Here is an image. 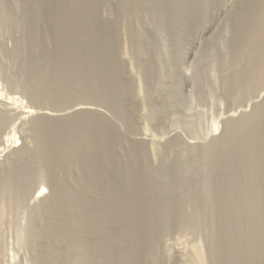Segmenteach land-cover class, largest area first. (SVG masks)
<instances>
[{"label":"rangeland","instance_id":"1","mask_svg":"<svg viewBox=\"0 0 264 264\" xmlns=\"http://www.w3.org/2000/svg\"><path fill=\"white\" fill-rule=\"evenodd\" d=\"M30 1L31 0H2L0 2V13L2 16L4 15L3 19L1 18L2 16L0 17V20H3V22L0 21V110H5L4 112L7 110L6 119L0 123L1 129L5 128L1 130V134L4 135L6 131L8 132L13 130L15 139L18 138V142H16L17 144L15 146H11L4 152L0 153V264L45 263L43 262L45 260H41L40 258V252L42 253V250L40 251V249H43V246H41L42 239L39 240V236H36V238L35 233L37 232L36 230H40L44 227L45 222L42 219L43 217L42 214H40V210L46 202L48 193L50 194V183H48V173L46 172L48 169H46V161L42 158L43 155L40 149L41 143L37 138V127L48 118L40 115L42 110L41 108H46L48 106L46 109L51 111L50 109H56V106H53V104L49 101L45 102L43 99L38 98L39 96L42 97V95L44 97L46 93L45 89L43 93L41 88H44L45 75L47 77L49 74H52V68H49L51 67L50 64H52V62L43 60L44 58H42V56H44V52L45 54H48L52 51H60L62 53L65 52L64 56L65 58L67 56L66 59L71 58L69 60H72L73 52L75 51L77 52V55L79 54V58H77V61L79 62L77 64L78 68L81 69L83 66V72L85 71L84 73L88 74L90 73L88 60H91L89 55L91 56L92 54L94 55L93 60L91 61L92 68L95 69L97 73H103L100 69L103 67V56H99L97 54L101 57L99 59V57L94 54L95 50L101 49H99V46L102 43V36L106 35L103 33L110 35H108V41L111 42V50L115 52L114 60L117 59V62L115 61L116 64L118 63L116 70L119 71L120 81L121 83L123 82L122 84L129 87L128 94L122 93L123 96L120 95L121 98L119 101L115 100L116 104L115 101L112 102V100L108 102H103V100L102 102L100 101L101 97L103 99V96L95 89L100 87L99 90H101V88H103L100 81L96 83L94 90H92V88L89 90L87 87L90 79L86 80V77L81 75L82 78H80L84 81H78L81 83V85L79 84L80 86H78V90L84 91L88 88V95L90 98L87 97V101L91 102L90 105L92 107L94 106V108L96 107L103 112L102 114H104V116L107 114L105 119L108 118L107 121L109 120V122L113 125L115 132L117 131L121 140L114 143L115 145L112 156L108 155L107 157V155L103 152L102 160L105 162H103V166L105 165L107 169L103 170V190L106 186V180H111L110 182L118 187L120 191L129 192L131 190V188H129L130 186L128 187L129 182L127 181L125 175L121 174L117 168H119L118 166L122 168H127L129 166V168H131L134 164L135 157H140L139 163H141L139 164L140 167H135V170L133 167L136 181H138L135 184L137 188L142 187L146 180V174H143L144 171L142 169L151 167L152 169L168 175V180H165L161 176H154V178H151L150 180V182H152V186H154L153 184H157V188H161L157 190V188H155L156 186H154L155 191L148 192V194L152 192L149 195L156 194V196L153 195L149 197L157 203L155 204L157 206H155V209H157H153V212L156 213L154 214L153 219L156 221L154 222L153 220L154 223L152 230L145 229V225H143L141 219L143 217H141L140 214L144 212L145 206L139 203L137 204L134 199L135 202L130 208L135 211L137 210L138 212H133L134 210L131 209L133 212V217L130 219L131 221L129 220L131 223H128V219L124 216L121 217L116 214H111V216L108 214L109 218H107L105 220V224H103V243H106L107 239L112 236V233L114 234L117 231L116 234H118L117 236H120V241L112 244L113 246L111 245V248L115 251L118 250L117 252L122 250L125 251L127 249V253L128 250L131 252L130 249L132 245L133 248H135V252H131L130 259H127L128 262L130 261V264H241L236 258L238 256V253H236L238 251V247L235 248V243L238 244V235L236 234H238L239 230L237 228V219L234 220V210L229 205V196H231L232 193V191L230 193V186H232L230 184L232 183H230V178L223 177L222 173L218 175L219 171L217 170V166L212 161V156L215 154V150L218 152L222 147L221 141L225 137V132L232 120L234 121L235 119L236 122L241 120V116H243L245 111L248 113L251 112L256 107L257 101L259 102L264 100V85H262V87L259 86L260 89L259 87H256L257 89L254 88L256 90H249L250 92L248 91L245 93L243 98L241 97L236 99L231 95V93L228 94L229 90L227 80L230 78L229 75H232L230 72H232L231 68L234 67V65L232 61H229L231 60L230 57L232 54V44L230 43L233 41V33L231 29H229L228 25H226V21H231V19L236 15L234 7L237 5V0H205L206 2L202 5L204 7L201 8V13L199 12L200 15L198 14L199 16H197L198 20H195L194 22L190 21L191 23L184 20V17L180 11L176 9L177 7L172 4V2H167L166 4L165 2L167 0H160L162 2L164 1L166 4L165 6L167 7L166 9L169 8L170 10L172 6L175 7L174 10H172L174 7L171 8V13H173L172 16L174 15L173 19L171 20L170 18L168 22H162L160 20V17L156 14V8L152 6L150 8L149 6H146V4H140L137 7L138 10L135 12L136 15L131 16V20L128 19L129 22H127V24L129 27H127L128 25L126 26V24L124 25L121 23L120 0H96V2H94L95 0H93V2L78 0L80 3H78V1L76 2L78 3V7L83 8V14H77V11L75 10L76 13H74L76 20L74 19V26L77 24L76 29L77 26H79L80 35L79 33L77 35L80 37L79 40H83L77 44L79 45L77 47L61 46L62 48L59 47L61 45L59 39L61 38H56L58 30H56L55 25L52 23L54 22V16L52 14L56 15L57 13L55 12V0L37 1L39 4L38 8H40V11L43 12L44 18L46 16V18H48L44 21L45 23L38 22V24L35 19H33L35 17V8L31 6ZM88 5L92 6V8ZM89 8L92 10H88ZM153 10H155V12ZM88 11H90L89 14ZM84 12L86 13V16ZM87 14L89 19H84L83 23L80 17L83 18L84 15L85 18H87ZM85 21L89 23L87 24L88 26L84 25L86 24ZM119 22L121 24H119ZM104 24L109 27H107L108 29L105 32L104 29L106 30V28L104 27ZM225 26H227V28ZM129 28H133L136 32L128 30ZM183 28H185V30ZM131 33H134V35L137 33L136 38L142 34V36L138 39L142 42V45L145 46V53H135V48H133L135 45V38L132 36L133 34L131 35ZM132 37L134 39H132ZM142 37L144 39H142ZM34 39L38 40L36 42H38L39 45L35 44ZM86 41L89 43L88 45L86 44ZM85 45L87 47H85ZM89 48L91 49L90 51L87 50ZM46 51L48 53H46ZM86 52H88V54ZM90 52L91 54H89ZM101 53H103V51ZM85 54H87V56ZM96 57H98L97 60ZM86 59L88 62H86ZM98 60L100 62H98ZM80 61L85 63V66L81 64ZM109 62L111 61H106L107 64ZM146 62L147 64H151L149 65L150 74L148 75L144 72L145 70L143 68ZM47 63L49 65H47ZM111 63L109 64L111 65L110 67L114 68L115 66L113 65V62ZM93 65H95V67ZM38 76L41 77L39 78ZM39 79H41V81ZM94 80L95 79H92L93 82ZM67 81L68 82H64V84L68 87V89L66 88V92L69 93L70 91L68 92V90L70 89L69 86L71 87V83L69 80ZM105 84L106 83H104V85ZM108 86V90L110 92V85ZM81 94L82 92L79 94L75 93L77 96L67 97L69 100L67 98L65 99L67 103H65L64 106L74 102H81V100L85 101L84 96ZM256 94L257 98L255 96ZM111 96H115V94L113 93ZM255 100L257 101L254 102ZM6 101L7 104H2V102L4 103ZM28 106L33 107L35 111L32 113H22L21 111L28 109ZM117 107L118 110L116 109ZM38 109L41 110L38 111ZM92 111L100 115V113L95 110ZM79 116L82 117V113H75L73 116L70 115V118H72L71 120L73 122H76L77 119H80ZM104 116L102 115L101 117ZM52 119L51 121L54 125L61 123L60 119ZM83 129L88 128L84 127ZM141 137L144 139L146 138V142L142 144V148L145 152L139 155L140 153L137 154L134 150L140 145L137 141ZM38 151L41 152V156ZM99 151L101 152V150ZM99 151L97 152L100 154ZM225 151L224 147H222L219 152L223 153ZM228 153L230 152L226 151L224 154L226 155ZM114 155V159L117 162L113 159ZM116 157L118 159H116ZM42 161L45 162V164H43ZM219 161L223 163L225 160L220 159ZM70 162L73 163V161ZM106 163L108 164L106 165ZM73 164L69 163L72 167L69 165L64 167L63 170L68 173H64L62 169L61 170L64 174L59 171L60 176L63 174L60 177L62 180L59 178L60 181H64L63 184L69 190H72V188L73 190L79 189L77 185L80 186L82 184L81 177L84 176L81 165H79V163H75L77 164L76 167V165L74 166ZM116 164H118V166ZM24 168L25 170H22ZM20 170L22 171L20 172ZM24 173L25 175H23ZM16 174L18 177H21V179H18ZM143 175L145 176L142 177ZM12 176L13 181L9 178ZM9 179L11 180V183L9 182ZM27 179L29 180L27 181ZM112 180L116 182H113ZM4 182H9V186L4 187L7 186V183L5 184ZM168 184H170V186H168ZM216 184L218 186H222V188L219 186L220 190L223 192L222 194L218 195V191L214 192L218 190V186ZM227 185L230 190L227 188ZM165 186H168L171 191ZM171 186L174 188L176 186V190H173ZM227 190H229V192H227ZM159 193L162 194L160 197L157 196ZM215 193H217V195ZM224 194L227 195V199L226 196L225 198L223 196V201L218 199V197H222ZM23 195L25 198H23ZM153 197H155V199ZM167 197H169V199ZM163 199H165V202ZM174 199L176 201H174ZM178 199L183 200L180 202ZM217 199L224 205L222 204L220 206ZM157 200L159 201L157 202ZM176 203L178 205L180 203L183 204L178 206ZM169 205L170 209L168 208ZM177 206L178 209L179 207L180 209L184 207V212L180 209L178 211ZM220 207H222L223 210L221 209L219 212L218 209ZM159 208L161 212L158 210ZM161 208L163 209L161 210ZM138 209H142L143 212H140ZM228 209L232 210L228 211ZM176 210L178 212H176ZM169 211H171V213ZM225 212H227L228 215ZM177 214L180 216H177ZM155 215H159V219H157ZM167 215L169 217L168 219L165 218ZM161 216L164 217L162 220L160 219ZM164 219L165 221L167 220V222H164ZM112 228H114V230H112ZM81 231V234L79 232L78 234L79 237L82 235L85 238L86 236L85 239L87 240L82 237L84 241L96 238V233L88 232L87 234V231ZM232 231L233 233L236 232L235 235L231 233ZM31 233L35 235H32ZM131 235H133V237H131ZM122 236H125V238ZM79 237H73V239H77ZM73 239H67L69 240L67 241L68 243L65 239L64 241L66 243L63 244H66L67 246L64 245V247H67L68 249L69 247H72L70 244H74ZM79 239L78 241L82 240ZM74 241L75 243H78L77 240L74 239ZM42 243L44 242L42 241ZM230 243L232 244L230 245ZM63 244L61 246H63ZM234 245L236 252L233 248ZM73 246H75V244ZM75 249L77 250L74 251ZM75 249L73 250L74 252L69 249V253L72 256L67 253L66 255L63 254L64 257L61 255L62 258H64V261L59 256L57 258L54 256L56 258L55 260L57 261L59 258V260L62 261V264H85L87 261V257L84 252L85 250L83 251L82 249H78L76 247ZM67 255L72 257L70 261H68L69 257ZM83 256L86 257V261ZM54 257L52 256L51 259ZM66 258H68V260ZM94 259L95 260L91 261L92 264H103L99 261V258ZM87 262L86 264H88Z\"/></svg>","mask_w":264,"mask_h":264},{"label":"bare ground","instance_id":"2","mask_svg":"<svg viewBox=\"0 0 264 264\" xmlns=\"http://www.w3.org/2000/svg\"><path fill=\"white\" fill-rule=\"evenodd\" d=\"M1 1L2 0H0V2ZM37 1H39V0H31L30 3H31V6L33 8H35L34 9L35 10V12H34L35 17L33 16L34 17L33 19H35L36 23L38 24V22L43 23L48 18H46L47 16L45 17L46 19L44 18L43 12H41L40 8H38L39 4L37 3ZM53 1H51V2L54 3ZM76 1H78V0H55V2H56V4L54 3L55 8H56L55 12H57V13H56V15L52 14L54 16V18H53L54 22H52V23L55 25L56 30H58L57 35L56 34H54V35H56V38H61V39H59L60 43H61V45L59 47H61V46L62 47L63 46H71V47L75 46V47H77V46H79L77 44L83 40V39L79 40V38H80L79 37L80 33H79V28H78L79 26H77L78 31L76 29L77 24L74 26V21L76 20L75 19L76 18L75 17V13H76L75 10L77 11V14L83 12V8L78 7V3H80V2L78 1V3H77ZM87 1L93 2V0H87ZM159 1L160 0H120V2H121V7H120L121 8V17L120 16L119 17L122 20L121 23L124 25L126 24V26H127L128 25L127 22H129L128 19H130L131 16L136 15L135 12L138 10L137 7L140 4H146V6H149L150 8H151V6L156 8L157 9V10L155 9L156 14L158 17H160V20L162 22H164V21L168 22V20L170 18H171V20L173 19L174 15L172 16L173 13H171V8L174 6L177 7L176 9H178L180 11V13L182 14V16L184 17V20L186 22H188V23L190 21L194 22L195 20H198L197 16L200 15V13H201L200 10L202 7H204L202 5L204 2H206L205 0H181V1L180 0L179 1L178 0H167L165 2L166 4H167V2H172V4L174 5L169 10V8L166 9L167 7L165 6L166 4L164 3V1L163 2L160 1V3H159ZM94 2H96V0ZM3 6H4V4H3ZM236 6H237V10H236ZM236 6L234 7L235 10L233 9L234 11H236V15L235 16L233 15L234 17L231 19V21H229V22L226 20H224V21L227 22V23L225 22L226 25H228L229 29H231V31L233 33V41H232V43H230V44H232V54L230 57L231 60H229V61H232L233 65L235 67V68L232 67L233 69L231 68L232 72H230V73H232V75H229L230 78H228V80H227V86H228V90H229L228 94L231 93V95L237 99V98H241V97L243 98V96H245V93H247L249 90H251V89L256 90L257 89L256 87H259V86L262 87V85H264V0H237ZM89 7L92 8V6H89ZM90 8L88 10L91 11L92 9H90ZM174 9H175V7L172 10H174ZM155 10H153V11L155 12ZM178 10H175V11H178ZM1 11H3V10H1ZM86 11H87V8H86ZM90 11H88V14ZM86 13H85V16H86ZM88 14H87V18H85L84 15H83V18L80 16H78V17H80L82 22L84 23V21H83L84 19L85 20L89 19ZM1 16H2V14L0 15V17ZM3 16L1 17L2 19H3ZM137 17H138V15H137ZM4 21H6V20H4ZM1 22H3V20ZM121 23L119 22V24H121ZM87 24H89V23L86 22V24H84V25H87ZM162 24H165V23H162ZM40 26H42V25H40ZM104 27L106 28V30L104 29V32H105V31H107V29L109 27L107 25H105ZM127 27H129V25ZM225 27L227 28V26H225ZM130 28H131V26H130ZM130 28L128 30H133V28L132 29H130ZM185 28H183V29L185 30ZM28 31H30V30H28ZM134 32H136V30ZM38 33H39V31H38ZM78 33H79V35H77ZM43 34H45V33H43ZM103 34L107 35V33H103ZM37 35H36V37H37ZM108 35L106 37L102 36L103 37L102 43L99 46V49L100 48L101 49L100 50L97 49L98 51L97 50L94 51L95 56H98V55L103 56V65H102L103 70H102V68H100L101 71H103V73H100V72L97 73L96 70L92 68L91 61L93 60L94 55H92L91 52L89 53V54H91V56L89 55V57H91V60L89 59L88 60L89 62H88L87 61L88 58L86 59V62L89 63V64L88 63L87 64L90 67L89 68L90 73H88V74H85L84 73L85 71L83 72V70H82L83 66L81 67V69L78 68L77 64L79 62L77 61V58H79L78 57L79 54L77 55L76 54L77 52H75L74 50H73L74 52L72 51L73 52L72 60H69L71 58L66 59L67 56H66V58L64 56L65 52L62 53L60 51L59 52H53L52 51L51 53L50 52L48 53L46 51V53H48L49 55L45 54V52H44L45 57L42 56V58H44L43 60H48V61L52 62V64H50L51 67H49V68H52L51 69L52 74H49L47 77L45 74H44L45 77L42 75L44 77V88L43 87H41V88L43 90V93H44V89H45L46 93H45L44 97H43V95H42V97H40L38 94L37 95L39 96L38 98L43 99L45 102L46 101L51 102V104H53V106H56V109H50L51 111H49V109L48 110L46 109L48 106L46 108L45 107L41 108L42 110L38 109V111L41 110V112H40L41 116L48 117L47 120L43 121L42 123H40V121H39L40 124L37 127V133H38L37 138L39 139V141L41 143L40 149H41V152L43 155L42 158H44V160L46 161V167H47L46 169H48L46 172L48 173V183H50L49 184L50 185V187H49L50 188V194L48 193V197L46 199V202L43 205V208L40 210V214H42V217H43L42 219L45 222L44 227H42V229H40V230H36L37 232L36 233L34 232L36 235L33 233H31V234L35 235V237L39 236L40 237L39 240L42 239V241L44 242V243H42V241H41V244H42L41 246H43L42 247L43 249H40V251L42 250V253L40 252V255H41L40 258H41V260H45L43 262H45L46 264H59L60 262H61L60 264H62V261H60L59 258L57 259V261L55 259L58 256L62 258L61 255H63V254L66 255V253L71 255L69 253V249L72 252H74L77 250V249H75V247L78 249H82L83 251L85 250L84 252H85V255L87 257V261L88 260L89 261L87 262L85 260V258H86V257H84L85 255L83 257H84V260L88 264H92L91 261L95 260L94 258H96V259L99 258L100 259L99 261L102 262L103 264H130L129 263L130 261L128 262L127 259H130L131 252H133L135 248H133V246L131 245V249H130L131 252H129V250H128L129 253L127 252L128 256L126 253L127 249L125 251L122 250L119 252H117L118 250L117 251L113 250L111 248V245L120 241L119 240L120 236H117L118 234H116L117 231L114 234L112 233V236H110L107 239L106 243H103V224H105V220L107 218H109L108 214H110V215L116 214V215L121 216V217L124 216L125 218L128 219L127 222L129 223L131 221L130 219L133 217L132 213L137 211V210L135 211L134 209L130 208L131 205L136 201L137 204L139 203V204L145 206L144 212L142 209L141 210L138 209V210H140V212L141 211L143 212L140 215H141V217H143L141 219H142L143 225H145V229H147V230L151 229L152 230L153 223L156 221L155 219H153L154 214H156L153 212L154 211L153 209H155V206H156L155 204H157V203H155L154 202L155 200L153 201V199H151V197H149V196H153V195L156 196V194H153V195H149V194L155 191L154 186H156L155 188H157V184L156 185L153 184L154 186H152V182H150V180H151V178L153 179L154 176H158V177L161 176L165 180H168V175L166 173H163V172H160L158 170L152 169L151 167H148V168L142 169L144 171L143 174H146V176L145 175L142 176V177H144V176L146 177L145 183H143L144 185L142 184L143 185V186L141 185L142 187L137 188L135 184L138 181H136V178L134 175L135 171L133 172V167L135 170L136 169L135 167H137V166L140 167L139 164H141V163H139L140 157H135L134 158V164H133V166H131V168H129V166L127 168H122V167L118 166V164H116L119 167L117 169H119L121 174L125 175L127 181L129 182V183L127 182L128 187L130 186L129 188H131V190L129 192L128 191L127 192L126 191H120V189H118V187H116L112 182H110L111 180L105 181L106 186L103 190V186H104L103 185V181H104L103 180L104 179L103 178V170L106 169V166L104 165L105 168L103 166V162H104L102 160L103 159L102 158L103 152L107 155V157H108V155L112 156L114 145H115L114 143L116 141L120 140V136L118 135L117 131L115 132V128L109 122V120L107 121L108 118L106 117L107 119H105V116L107 114L104 112L106 114L104 116V114H102L103 112H101L96 107L94 108V106L92 107L90 105L91 102L87 101V99H88L87 97H89L88 88H89V90H91V88H92V90H94V88L96 87V83H98L99 81L101 82V84L103 85V88H101V90H99L100 87L98 89L95 88L103 96V99L101 97V100H100L101 102H102V100H103V102H108L110 100H112V102H114L115 100L119 101V99L121 98L120 95L123 96L122 93L128 94V88H129V87L125 86L124 84H122L123 82L121 83V81H120L119 71L116 70L118 67V63L116 64L117 59L114 60V57H115L114 53L115 52L111 50V47H110L111 42L108 41L109 40ZM131 35L135 38L134 39L132 37V39L135 40V45L133 47V48H135V51H136L135 53L136 54H141L143 52L145 53V51H144V50H146L145 46H143L142 42H140L138 39L139 37L142 36V34H141V36L139 35V37H137V38H136L137 33H136V35H134V33H131ZM81 37H82V35H81ZM37 39H34L36 45L38 44V42H36V41H38ZM142 39H144V38L142 37ZM27 44H29V43H27ZM84 44H85V42H84ZM86 44L88 45L89 43L87 42ZM56 46H58V45H56ZM85 47H87V46L85 45ZM90 48L87 50L90 51L91 50ZM38 49H40V48H38ZM102 51H103V53H101ZM115 51H116V49H115ZM41 52H43V51H41ZM86 53L88 54V52H86ZM32 54H34V53H32ZM87 54H85V55L87 56ZM98 57H96V60ZM82 58H84V57H82ZM100 58L101 57H99V59ZM84 59H82V60H84ZM80 60H81V57H80ZM109 60L111 62H113V65L115 66L114 68L110 67L111 65H109V64L111 62H109L108 64L106 63V61L108 62ZM98 62H100V61L98 60ZM81 64H83L85 66V63L81 62ZM47 65H49V64L47 63ZM149 65H151V64H147V62H146V64L143 67L145 70L144 72H146L147 75L150 74V71H149L150 66ZM93 66L95 67V65H93ZM96 66H97V64H96ZM79 67H80V65H79ZM43 68H46V67H43ZM86 68H84V69H86ZM75 71L79 74H77ZM73 72H75L76 74ZM81 75L86 77V80L90 79L89 83L87 81L88 86L85 83H83L88 87L87 90H84V91L78 90L79 89L78 86L81 85V83H79L78 81H80V80L84 81L83 79H81L82 78ZM92 79H95L97 82L95 80L93 82ZM39 80L41 81V79H39ZM67 80H69V82L71 83V87L68 85L70 88L68 90V92L70 91L69 93L66 92L68 87H66V85L64 84V82H68ZM102 80H103V82H102ZM70 83H68V84H70ZM104 83H106V84L104 85ZM42 85H43V82H42ZM89 85H90V87H89ZM108 85H110V89H111L110 92L108 90V88H109ZM35 87H36V85H35ZM260 87H259V89H260ZM254 88H256V89H254ZM36 92H37V90H36ZM80 92H82L81 95L84 96L85 101L81 100V102H76V103L74 102L72 104L64 106V104L67 103L65 100L67 97L77 96V95H75V93L79 94ZM113 93L115 94V96H111ZM34 96H35V94H34ZM255 96L257 98V94ZM116 101H115V103H116ZM256 101L257 100H255L254 102H256ZM2 104H4V105L7 104V101L4 103L2 102ZM46 104H48V103H46ZM39 106H40V104H39ZM9 109H11V108H9ZM114 109H115V107H114ZM116 109L118 110V107ZM92 110H95L96 112L100 113V115L95 113ZM4 111L5 110H0V123L2 121H4V119H6L7 110H6V112H4ZM34 111H35V109L33 107H29L28 109L21 111V112L22 113H32ZM37 113H39V112H37ZM75 113H82L83 116L80 117L81 116L80 115L79 116L80 119H77L76 122H73L71 120L72 118H70V115L73 116ZM8 114H10V113H8ZM102 115L104 117H101ZM55 118L60 119L61 123L57 122L58 124L55 123L56 125L52 124L51 119L54 120ZM241 118L242 119L237 121V122L235 119H234V121L232 120L228 129L226 128L227 131L225 132L226 133L225 137L221 141L222 147H224V149L230 153L226 154L227 156L224 154L226 151L223 153H220L219 151L222 149V147H221L220 150L218 149L219 150L218 152H216V150L214 149L215 154L212 156L213 158L211 156L210 157L212 158V161L217 166V170L219 171L218 175L220 173H222L223 177L230 178V183H232V184H230V185H232V186H230L231 190L228 188V185H227V188L230 190V193L232 191L231 196H229V194L227 193V195L230 197V204L228 201H227V203L234 210L233 218H234V220L237 219V228L239 229L238 234H236V235H238V237H237L238 244L235 243L236 247H235V245L233 246V248L238 247L237 252H236V249L234 248L235 252L238 253L237 254L238 256L236 258L239 260V262L241 264H264V100L259 101V102L257 101L256 107L249 113L245 111L243 113V116H241ZM5 124H7V123H5ZM36 125H37V123H36ZM84 127H87L88 129H83ZM2 129H5V128H2ZM2 129L0 126V153L4 152L7 148H9L11 146H15L17 144L16 142H18V140H17L18 138L15 139L13 130L8 131V132L5 130L6 133H4V135H2L1 134ZM125 136H126V134H125ZM217 138H219V137H217ZM145 139L142 137L139 138L137 142H139V144L141 146L139 145L136 148H135L136 145L134 146V148H135L134 152H136L137 154L140 153L139 155H141L143 152H145L144 149L142 148V144L146 142ZM132 149H133V146H132ZM99 150H101L102 154ZM97 151H99L100 154ZM41 152H39L40 156H41ZM37 155H38V153H37ZM219 156H220V158H219ZM104 157L106 158L105 155H104ZM39 158L42 159L41 157H39ZM114 158H115V155H114L113 159ZM116 159H118V158L116 157ZM220 159L225 160V161L223 163H221L219 161ZM70 161H73V163L74 162L79 163V165H81V169L83 171L82 173L84 175L83 177H81L82 182L79 181L82 184L79 183L81 185L80 186L77 185L79 188L77 190H73V188H72V190L67 189L65 187V185L63 184L64 181L63 182L60 181V179H61L60 177L64 173H68V172H65L63 170L64 167H67L69 165V163L73 164ZM75 163L73 165L74 166L76 165V167H77V164H75ZM118 163H119V161H118ZM43 164H45V162H43ZM107 164L108 163H106V165ZM113 164H115V163H113ZM69 166H71V165H69ZM61 169L64 171V173L62 172ZM212 169H214V168H212ZM22 170H25V168ZM22 170H20V172ZM42 170H45V169H42ZM65 170H67V169H65ZM59 171H61L63 173V174H61V176L59 175ZM67 171H69V170H67ZM32 173H33V171H32ZM141 173H142V171H141ZM161 173H163V174H161ZM138 174H139V172H138ZM23 175H25V173ZM16 177L18 179L19 178L21 179V177H18L17 174H16ZM16 177H14V178L17 179ZM9 178H11V180L13 181V179H12L13 176L9 177ZM25 178H27V177H25ZM155 178H157V177H155ZM11 180L9 179L10 183H11ZM28 180L29 179H27V181ZM19 181H21V180H19ZM19 181H18V183H19ZM9 182H6L7 186H4V187H8ZM14 182H17V181H14ZM113 182H116V181H113ZM15 185H16V183H15ZM29 185H31V184H29ZM164 185H167V184H164ZM171 185H173V184H171ZM12 186H14V185H12ZM162 186H163V184H162ZM168 186H170V184H168ZM168 186L167 187L165 186V187L169 190L170 188H168ZM219 186H221V185H219ZM219 186L217 187L218 190L214 191V192L218 191L217 192L218 195L223 193L222 190H220V188H222V186L220 188H219ZM171 187L173 188V190L176 188V186H175V188L173 186H171ZM159 188L160 187H158L157 190ZM163 189H165V188H163ZM229 190H227V192H229ZM149 191H152V192H150L148 194ZM170 191H171V189H170ZM161 193H159V195H157V196L160 197V195H162ZM217 193H215V194L217 195ZM227 195L224 194V195H222V197L221 196L220 197L217 196V197H218V199L222 200L225 198V196L227 199ZM223 196H224V198H223ZM163 197L166 198L165 196H163ZM23 198H25L24 195H23ZM153 198L155 199V197H153ZM167 198L169 199V197H167ZM134 199H135V201H134ZM158 199H160V198H158ZM164 200L165 199H163V201ZM178 200H180V199H178ZM182 200H180V202H182ZM158 201L159 200H157V202ZM174 201H176V200L174 199ZM217 202L220 203L219 204L220 206L223 204L219 200ZM171 203H172V201H171ZM180 204H183V203H180ZM180 204L179 205L177 204V205L181 206ZM225 205H227V204H225ZM178 206H177V209H178ZM166 207H168V206H166ZM168 208L170 209V205ZM183 208L180 209V207H179V209L182 210V212H184ZM131 209L134 211L132 212ZM162 209L163 208H161V210ZM179 209H178V211H179ZM221 209H222V207H220L218 209L219 212ZM232 209H230V210H232ZM158 210L160 211V208ZM230 210L228 209V211H230ZM163 211H162V213H163ZM171 211H169V212L171 213ZM178 211L176 210V212H178ZM227 212H225V213L228 215ZM143 214H145V215H143ZM174 214H176V213H174ZM177 216H180V215L177 214ZM184 216H185V214H184ZM155 217L157 219H159V215H155ZM163 218L164 217L161 216L160 219L162 220ZM165 218L168 219L169 218L168 215ZM229 218H230V215H229ZM153 220H154V222H153ZM163 221L167 222V220L165 221V219ZM140 222H141V220H140ZM162 222H161V224H162ZM226 222H227V220H226ZM128 225H130V224H128ZM130 227H133V226H130ZM154 228H156V227H154ZM81 230L87 231V234H88V232L96 233V238L93 240L89 239V241H84V239L86 238V236H85L86 233L84 232L85 238L82 235L79 237L78 232L81 234V232H82ZM112 230H114V228H112ZM153 231H154V229H153ZM128 232H129V230H128ZM130 232H131V230H130ZM231 233H233V231ZM235 233L236 232H234L233 234L235 235ZM143 234H144V232H143ZM107 235L109 236L108 233H107ZM153 235H154V233H153ZM220 235H222V234H220ZM77 236L80 239H82V237H83L84 238V239H82L83 241L80 240L79 238H77V239L74 238L78 242V243H75L73 237H77ZM94 236H95V234H94ZM122 237L125 238V236H122ZM129 237H130V234H129ZM131 237H133V235H131ZM229 237H230V235H229ZM30 238H31V236H30ZM65 239H66V242L69 241L67 239H73L75 246H73L74 244H70V245H72V247H69V249L67 247H64V245L67 246L66 244H63V243H66L64 241ZM78 239L82 242L78 241ZM85 240H87V239H85ZM223 240H225V239H223ZM131 241H134V240H131ZM62 244H63V246H61ZM231 244L232 243H230V245ZM70 245H68V246H70ZM216 246H218V245H216ZM216 246H215V248H216ZM125 247H126V245H125ZM128 248H130V247H128ZM72 254H74V253H72ZM51 255L53 257L56 256V258L54 257L51 259V257H52ZM150 255H152V254H150ZM71 256L70 257L68 256L69 260H68V258H66V259L68 261H70V259L72 258ZM63 257H64V255H63ZM62 260L64 261V258H62ZM39 261H40V259H39ZM74 261H75V259H74ZM65 262H66V260H65ZM86 262H85V264H86ZM138 264H140V263H138Z\"/></svg>","mask_w":264,"mask_h":264}]
</instances>
